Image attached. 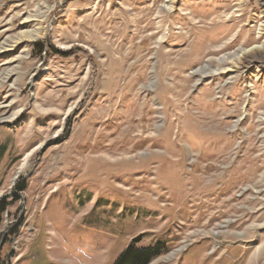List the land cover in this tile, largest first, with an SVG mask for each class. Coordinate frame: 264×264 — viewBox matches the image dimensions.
Masks as SVG:
<instances>
[{"label": "rangeland", "instance_id": "rangeland-1", "mask_svg": "<svg viewBox=\"0 0 264 264\" xmlns=\"http://www.w3.org/2000/svg\"><path fill=\"white\" fill-rule=\"evenodd\" d=\"M264 264V0H0V264Z\"/></svg>", "mask_w": 264, "mask_h": 264}, {"label": "trees", "instance_id": "trees-1", "mask_svg": "<svg viewBox=\"0 0 264 264\" xmlns=\"http://www.w3.org/2000/svg\"><path fill=\"white\" fill-rule=\"evenodd\" d=\"M159 248L135 249L128 247L117 259L115 264H150L153 258L159 254Z\"/></svg>", "mask_w": 264, "mask_h": 264}]
</instances>
